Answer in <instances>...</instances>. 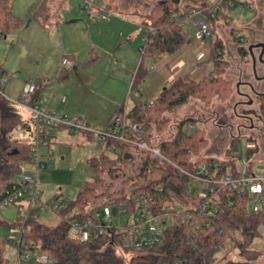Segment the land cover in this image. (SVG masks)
<instances>
[{
	"label": "trees",
	"instance_id": "trees-1",
	"mask_svg": "<svg viewBox=\"0 0 264 264\" xmlns=\"http://www.w3.org/2000/svg\"><path fill=\"white\" fill-rule=\"evenodd\" d=\"M188 1L200 4L201 7L184 8L168 2L151 8L148 18L142 20L140 27L145 41L141 48L132 90L138 91L143 84L149 61L170 56L182 48L185 39L183 25L190 21L194 11L200 12L209 22L218 19L214 14L215 6L205 4L207 0ZM233 1L219 0L218 8L221 10L231 8ZM46 2L47 0L35 11L34 20L43 21L47 14ZM8 5L9 0H0V39L23 27V22L8 9ZM222 17L226 20L225 15ZM148 27L154 29V35L146 32ZM207 47L212 64L210 77L199 81L175 80L169 87L164 88L159 96L135 106L128 112V118L133 123L140 124L146 134H151L153 127L156 132L163 131L168 126V121L162 119V113H174L185 106L190 98H199L208 103L213 98L224 100L232 95L231 80L224 77L229 65L222 58L221 43L209 41ZM93 61V58H89L85 64L91 65ZM57 79L58 82H64L67 79L66 71L60 70ZM260 115L264 121V99L260 106ZM196 123L197 121L191 117L180 121L174 136L158 144L161 155L181 167H186L191 157L201 161L200 154L205 149L207 141L204 131L196 127ZM189 124L195 127L189 130L186 128ZM18 128L26 129L27 125L16 109L0 96V193L12 191L14 179L21 175L24 166L31 162L30 146L11 137L12 132ZM87 138L91 140L89 136ZM248 141L250 142V139ZM240 142L239 137L229 142L225 153L231 154V160L224 158L218 162L216 172L218 175L229 173L233 178L238 177L234 168L240 158V155H236ZM111 145L121 149L118 143H104L101 155L88 162L94 180L85 182L74 200L65 201V206L59 213L58 224L49 227L31 218L26 221L27 233L24 235L26 242L32 243L40 252L51 257L53 264H253L259 253L251 251L248 247L259 236V227H264V207L258 212H253L252 208L250 210L247 207L250 194L240 193L222 185L217 186L220 202L212 217H206L190 209L189 220L179 219L177 223L166 227L159 245L150 250L134 251L136 255L131 257L128 263L116 253L115 248L122 245L124 234L117 233L115 229L99 239L86 243L70 241L67 238L70 224L74 220L84 221L91 217L94 209L100 207L113 205L117 212L123 209L125 215L132 214L135 212L139 197L151 199L149 205L153 211L161 209L172 200L189 205L185 197L189 177L149 157L138 160L137 170L132 179L121 180L123 188L116 194L114 182L123 179L125 173L131 167H135V164L120 152L115 157H110ZM255 152L256 147L252 149L247 147L245 150L247 164L245 175L250 174V156ZM214 160L207 158L204 162L211 163ZM102 174L110 181L106 186L101 178ZM88 207L91 211L87 210ZM0 225L8 228L12 226L2 221ZM237 234L240 239L235 243ZM227 242L235 243L234 247L240 261H232L225 256L219 260L215 259L216 253L223 250ZM3 248L4 244L0 237V264Z\"/></svg>",
	"mask_w": 264,
	"mask_h": 264
},
{
	"label": "rangeland",
	"instance_id": "rangeland-1",
	"mask_svg": "<svg viewBox=\"0 0 264 264\" xmlns=\"http://www.w3.org/2000/svg\"><path fill=\"white\" fill-rule=\"evenodd\" d=\"M44 1L45 0H9L8 9L24 21V26L27 27L29 22H31V24L28 28H25V30L13 32L0 39V81L7 79L8 76H14L15 78V80H12L9 77L7 79V85H5V87L8 86L9 88H4V92L7 95L17 91L18 88H20V82H31V80H33V75L34 77H37L45 54L48 53V59L50 61L48 60V62L45 63L43 69L41 68V70L46 73L47 66L53 61V53L55 52L54 47L56 44L63 45L68 40H73L75 44L79 41V45H84L85 41H87L89 30L96 35H101L105 31L104 26H110L117 20H129L127 17H123L124 14L121 18L119 15L115 14L110 17V20L108 21L109 23L99 21L94 22L86 18L85 10L81 7L83 1L86 0H65L64 5L50 7V26L47 30L43 29L44 35H47V40L42 39V44L39 46L38 41L35 39L38 37L39 33L42 34V32L41 30H38L39 28H37L36 24L42 25L43 22L34 20L33 14L36 10H38ZM116 1L117 5L121 6H125L126 1H130V5L136 6L142 13V17L144 19L148 18L151 8L156 6V0ZM145 2L148 5V9L143 7V3ZM207 2L208 4H211L214 0H208ZM101 3L102 5H105L102 0ZM177 4L181 7L190 6L188 8L191 9L194 7H201L200 4H193L188 0H178ZM111 7H115V5H112ZM106 10H108V8ZM222 11L225 12L226 22L223 20L224 18L222 15H217V18H220L216 21L208 22L211 34L210 38L206 39L205 42L193 40V30L191 28V24L189 21L184 23V45L179 51H177L176 54L181 55L185 65L181 73H179L180 75L176 76V79L182 78L181 75L183 73L192 74L193 79L198 74L199 77L196 78L195 81H199L212 75V64L209 59V49L207 47L209 41L211 43L219 42L222 45V58L225 59L229 65L224 77L229 78L232 73L230 71L232 67H235L236 65L238 66L234 41L245 35L243 33L245 27L251 24L254 20L256 16L255 0H234L231 8ZM195 18L207 21L205 16L202 14H197ZM250 28L253 27L250 26ZM110 34L111 33H109V35ZM110 39L111 38L109 37L107 40L102 41L98 37V40L101 43H106L110 47L112 46L111 48H108L109 53L128 55V57L133 55L136 59L139 58V49L143 47L141 38H139L135 45L136 47H134L136 49L135 51H133L131 42H125L123 45H119L116 48ZM77 51L79 59L85 56L84 52L79 48ZM99 52H101L102 58L105 52ZM60 57L58 56L60 59L59 61L61 62L63 58ZM164 62L165 60L163 63ZM166 62H168V60H166ZM200 62L201 64H198V67L200 68L195 69V65L193 63ZM55 78L52 79L51 82L42 81L39 85H37L35 81L34 83L38 88H41V85H43L42 90L47 92L50 96L56 92L54 98L52 99V106H55L56 109L60 110L62 108H66V106L74 107L79 104L78 102L81 99V88L78 86L77 82L75 83V81H73L68 88H66L67 91H64L63 89H56L58 84L55 81ZM232 82L233 81H231V86L233 89ZM62 97L67 98V102L65 104L61 102ZM233 100L236 101L233 91L232 95L227 99L221 100L213 98L208 103L206 101H201L199 98L193 97L189 99L185 106L176 110L174 113L163 112L161 117L162 119H167L168 126H166L163 131L158 132H156L153 127L151 131L152 142L154 144H159L171 139L175 134L179 122L192 117L199 123V126L204 131L205 139L207 141V145L201 152L200 157L204 158L205 156H209L207 154H210V156L214 155L213 157L218 160H222L224 158L231 160V154L228 152L225 153V151L229 146V142L233 138L239 137L244 141H241L238 147L240 158L236 163L237 170L243 171L246 168L244 148L248 147L249 149H252L253 147H256V152L250 156L251 163L249 164V168L250 170L252 169L250 174L252 173L258 178H264V122L261 121L258 123L254 119V130L251 132L246 130L244 126L248 127L249 123L237 120L232 115L231 104ZM16 111L23 120L28 118L25 111L20 109H17ZM240 123L242 124V128L244 127L245 130L241 129L240 132H237L236 127ZM230 124L232 126H230ZM199 126L196 127L200 128ZM17 134L18 133H14V137H17ZM24 136H26V134L21 132V137ZM248 139H250V142ZM49 143L50 146L48 149L50 159L52 161L46 166V169H41L39 171L38 182L42 185H51L54 188L51 198L55 199L59 196V198L64 200V202L72 201L75 199L79 188L85 182H91L94 180V176L88 167V162L101 155L104 145L97 143L92 139L90 140L86 137V135L81 134H57L56 142L54 143L52 139H50ZM40 153L44 154L45 149H41ZM115 153L118 154V152ZM113 155L115 154L111 153L109 156ZM134 164L135 167H131L130 170L125 173L123 179L114 182L113 186L116 194H119L121 188H123L121 180L130 181L132 179L134 172L137 170L138 159ZM24 173L35 176V169L32 166H25ZM101 178L103 179L105 186L110 183L105 174H102ZM44 198L46 200L48 196H45ZM257 202L264 207V182L263 192L258 196V199H255L252 196L248 198V209L251 210L252 206ZM111 211L114 217V223L118 227L130 224L135 217L134 213L118 217V212L115 207H111ZM15 216L16 208L14 206H7L0 210V221L8 225L14 222ZM29 217L49 227H54L59 223V219L57 217L50 216L44 211L43 205H39L36 209L31 210L29 212ZM156 224L158 225L159 223L156 222ZM8 234L9 228L5 225H0V237L4 244L1 264H14L16 261L15 248L7 243ZM236 236L237 237L234 239L235 243H237V240L240 239L238 234ZM235 243L227 242L223 250H219L216 253L215 259L219 260L225 256L226 259L240 261L238 252L234 247ZM115 249L117 255L120 256L126 263L129 262L131 257L136 255L135 252L127 251L121 247ZM248 249L259 253V256L253 264H264V227H259V236L253 240Z\"/></svg>",
	"mask_w": 264,
	"mask_h": 264
},
{
	"label": "built area",
	"instance_id": "built-area-1",
	"mask_svg": "<svg viewBox=\"0 0 264 264\" xmlns=\"http://www.w3.org/2000/svg\"><path fill=\"white\" fill-rule=\"evenodd\" d=\"M218 5L219 0H214V14L225 15V12L218 8ZM81 7L85 10L86 17L94 22H107L112 16L102 5L101 0L83 1ZM197 14L201 13L193 12V16L189 21L193 28L192 37L193 40L205 42L206 39L210 38L211 34L209 21L196 19L195 15ZM146 32L154 35L153 28L148 27ZM60 66L70 69L72 64L64 58L61 60ZM5 85L6 79L1 80L0 96L16 110H23L28 115L27 119L23 120L21 118L27 128H18L12 132L18 133V136L14 137L12 134L11 136L17 142L30 146L31 165L36 172L35 176L22 173L14 179L12 191L0 193V210L7 206L16 208V216L7 236V242L15 248L16 261L14 264L54 263L51 257L40 252L32 243L26 242L24 235L27 233L25 223L30 218L29 212L31 210L43 205L47 214L60 219L59 213L65 206V202L61 199L49 197L54 192V188L51 185L40 184L37 177V173L41 169H46V166L51 163L48 149L49 140L59 130H64L74 135H87L92 140L103 145L107 142L118 143L121 149L111 145V152H120L123 155L129 154L136 160L142 157H149L169 169L177 170L190 179L185 196L189 205H183L177 200H172L163 205L161 209L153 211L149 205L151 199L139 197L133 221L123 227H118L114 223L111 206L100 207L99 209H94L91 217L84 221L74 220L70 224L67 233V238L70 241L86 243L99 239L115 229L117 233L124 234L122 245L116 248L121 247L131 252L150 250L162 242L163 230L166 227L172 223H177L179 219L184 221L191 218L190 209L206 217H212L217 204L220 202L217 186H228L230 189L237 190L240 193L247 192L255 199H258V196L263 192L264 178H258L252 173L248 175L243 173L237 178L231 177L229 173L223 176L218 175L216 172L218 170V162L221 160L216 158H211L215 159L211 163L204 162L207 158H203L201 161L190 158L186 167L170 162L161 155L158 144L152 142L151 134H146L140 124L133 123L128 118V112L125 110H120L113 114L105 129L94 131L88 129L80 118L43 111L33 106L31 101L36 92V87L33 84H25L17 97L5 94ZM194 127L192 124L186 126L189 130ZM21 132H24L26 136L21 137ZM246 148H244V151ZM41 149H45L44 154L40 153ZM236 155H239V153H236ZM45 195L48 196L46 200L44 198ZM261 207L260 203L257 202L252 206V211L258 212ZM88 211L91 210L89 209ZM118 214L125 216V211L123 209L118 211L117 216L121 217ZM156 222L159 224L157 225Z\"/></svg>",
	"mask_w": 264,
	"mask_h": 264
},
{
	"label": "crops",
	"instance_id": "crops-1",
	"mask_svg": "<svg viewBox=\"0 0 264 264\" xmlns=\"http://www.w3.org/2000/svg\"><path fill=\"white\" fill-rule=\"evenodd\" d=\"M159 1L161 0L155 1L156 6L158 5ZM207 1L205 2V4H208ZM64 2L65 0H47V14L43 18V24H36L37 28H39L38 30H41L43 34L42 36V34L39 33L38 37L35 39L38 41L39 46L42 44V39L47 40V35H44L43 29L47 30L50 26V7L64 5ZM102 2L105 4L103 5L105 8L108 7V11L112 14V16L116 14L119 15V17L121 18L124 14L123 17H127V19L129 20H117L110 26H104L105 31L101 35H96L92 33L91 30H89L87 41H85L84 43L85 46L83 44L79 45V41H77V44H75L73 40H68L63 45L56 44L55 47L53 45L55 50V52L53 53V61L51 60V64L47 66L46 73L42 71L41 68L43 69L45 63L49 60L48 53L45 54L37 77H34L33 75V80H31V82H20V88H18L17 91L12 94H9L8 96L17 97L21 93V90L25 84H33L36 87V92L32 100L33 106H36L43 111L54 112L61 115L80 118L88 129L97 131L105 129L107 127L110 117L116 112L120 110H125L129 112L135 106H138L151 98H156L157 96H159V94L164 88L169 87L175 80L180 79L182 81H195L196 78L199 77L197 74V76H195V78L193 79L192 74L183 73L181 75L182 78L176 79V76L180 75L179 73H181L185 62L182 60L181 55L176 54L177 52H175L170 56H163L157 60L149 61L147 65V75L143 84L139 87L138 91L132 90V82L139 64L140 55L139 58L136 59L135 57H133V55H131V57H128V55L126 56L123 54H111L109 53L108 48H111L112 46L110 47L106 43H101L98 40V37L102 41H105L110 37V40H112V43H114V47L116 48L119 45H123L125 42H131L133 51H135L136 49L134 47H136L135 45L138 42L139 38H141V42L143 43V31L140 26L144 18L142 17V13L136 6L130 5V1H126L125 6L117 5L116 0H102ZM213 3L208 5H213ZM112 5H115V7H111ZM143 7L145 9H148V5L146 2L143 3ZM185 7L188 8L190 6H184V8ZM17 17L23 22V27L14 32L25 30V28H28L30 26L31 22H29L28 26L26 27L24 26V21L19 16ZM224 21L226 22V20ZM109 33L111 34L109 35ZM78 48L85 54V56L81 59H79L78 56ZM99 51L105 52L104 56L102 57L103 59L101 58V52ZM58 56H61L63 59H66L67 57V60H69L72 64L71 68L65 69L61 66L59 67L60 59L58 58ZM89 58H93L94 61L91 65H86L85 61ZM164 60L165 62L163 63ZM166 60H168V62H166ZM193 64L195 65V69H198L200 68L198 67V64H201V62ZM60 70H65L67 73V79L64 82H58L57 77ZM9 78L15 80L14 76H11ZM54 78L58 84L56 89H63L64 91H67L66 88H68V86L73 81H75V83L77 82L78 86H80L81 88V99L78 102L79 104L75 105L74 107L66 106V108H62L60 110L56 109L55 106H52V99L54 98L56 92H54L50 96L49 94H47V92L42 90L43 85H41V88H38L37 85H39V83L42 81L51 82V80ZM34 81L37 85L34 83ZM4 88L9 87L6 86ZM61 102L65 104L67 102V98L62 97ZM195 126H199V123L197 122ZM13 134L14 133H12V135ZM57 134L69 135V133L64 130L57 131V133L52 137V141L54 143L56 142ZM86 137L88 136L86 135ZM241 141L244 140L241 139ZM237 153H239V149ZM112 154L116 155L115 152H112ZM115 155L110 157H115ZM207 155L209 156H205L204 158H214V155ZM191 158L196 160V158L194 157ZM129 159L133 163H136V159H134L132 155H130ZM25 166H32L31 162L30 164ZM234 169L238 176H240L241 174L246 172L247 164L246 168L243 171L237 170V164ZM56 199L61 198L57 196ZM111 207L114 206L112 205ZM89 209L90 208L88 207L87 210Z\"/></svg>",
	"mask_w": 264,
	"mask_h": 264
},
{
	"label": "flooded vegetation",
	"instance_id": "flooded-vegetation-1",
	"mask_svg": "<svg viewBox=\"0 0 264 264\" xmlns=\"http://www.w3.org/2000/svg\"><path fill=\"white\" fill-rule=\"evenodd\" d=\"M255 4L254 20L245 27V35L234 41L238 66L232 67L230 71L233 74L227 77L233 81V95L236 97L231 104L232 115L249 123L248 127H244L250 132L255 128L254 119L258 123L263 121L260 106L264 99V0H255ZM244 127L241 123L237 125V132L245 130Z\"/></svg>",
	"mask_w": 264,
	"mask_h": 264
},
{
	"label": "water",
	"instance_id": "water-1",
	"mask_svg": "<svg viewBox=\"0 0 264 264\" xmlns=\"http://www.w3.org/2000/svg\"><path fill=\"white\" fill-rule=\"evenodd\" d=\"M168 2H172L174 4H177L178 3V0H173V1L161 0V1L158 2V6L165 5ZM125 158H130V155L129 154L125 155Z\"/></svg>",
	"mask_w": 264,
	"mask_h": 264
}]
</instances>
